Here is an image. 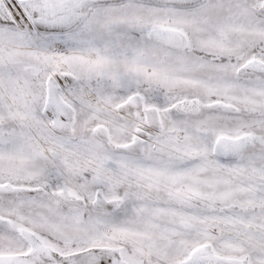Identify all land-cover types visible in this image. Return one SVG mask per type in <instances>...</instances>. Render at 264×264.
<instances>
[{"label": "snow or ice", "instance_id": "6c2138e0", "mask_svg": "<svg viewBox=\"0 0 264 264\" xmlns=\"http://www.w3.org/2000/svg\"><path fill=\"white\" fill-rule=\"evenodd\" d=\"M0 264H264V0H0Z\"/></svg>", "mask_w": 264, "mask_h": 264}]
</instances>
